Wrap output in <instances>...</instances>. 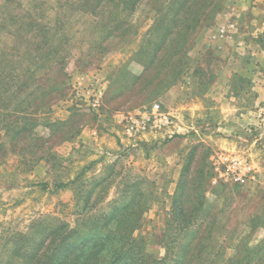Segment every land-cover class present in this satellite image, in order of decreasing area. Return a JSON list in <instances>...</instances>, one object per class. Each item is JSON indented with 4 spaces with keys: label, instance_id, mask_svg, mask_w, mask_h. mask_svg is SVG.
Here are the masks:
<instances>
[{
    "label": "rangeland",
    "instance_id": "374dc122",
    "mask_svg": "<svg viewBox=\"0 0 264 264\" xmlns=\"http://www.w3.org/2000/svg\"><path fill=\"white\" fill-rule=\"evenodd\" d=\"M49 256L264 264V0H0V264Z\"/></svg>",
    "mask_w": 264,
    "mask_h": 264
},
{
    "label": "built area",
    "instance_id": "2783aa9c",
    "mask_svg": "<svg viewBox=\"0 0 264 264\" xmlns=\"http://www.w3.org/2000/svg\"><path fill=\"white\" fill-rule=\"evenodd\" d=\"M132 131H134L136 125L135 120H132ZM159 122L163 123H170L171 122V116H161L159 118ZM217 157V161L214 164V177L212 179L213 183L218 182H243L247 177L252 169L253 166L251 165V162L248 161L246 158L239 156V155H233L227 152H219L214 153Z\"/></svg>",
    "mask_w": 264,
    "mask_h": 264
},
{
    "label": "trees",
    "instance_id": "16d2710c",
    "mask_svg": "<svg viewBox=\"0 0 264 264\" xmlns=\"http://www.w3.org/2000/svg\"><path fill=\"white\" fill-rule=\"evenodd\" d=\"M7 6V5H6ZM6 26V25H5ZM19 40H20V37H19ZM23 40V39H22ZM58 187V186H57ZM62 238H64V239H68L69 237H70V235H68L67 234V236H61ZM57 239H59V236H57L56 238H54V240H57ZM64 239H62V240H64ZM77 238H75V240H76ZM74 240V241H75ZM77 241L73 244V245H77ZM66 250V249H65ZM50 258V256L47 258V260L46 261H44L43 259H41L40 260V263H37V264H55L56 263V259L57 258H54V259H49ZM49 259V260H48ZM42 262V263H41Z\"/></svg>",
    "mask_w": 264,
    "mask_h": 264
}]
</instances>
